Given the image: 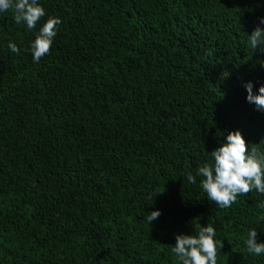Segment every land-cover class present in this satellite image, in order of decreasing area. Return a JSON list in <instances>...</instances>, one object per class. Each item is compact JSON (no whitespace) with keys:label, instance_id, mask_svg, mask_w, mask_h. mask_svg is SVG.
Returning a JSON list of instances; mask_svg holds the SVG:
<instances>
[{"label":"trees","instance_id":"1","mask_svg":"<svg viewBox=\"0 0 264 264\" xmlns=\"http://www.w3.org/2000/svg\"><path fill=\"white\" fill-rule=\"evenodd\" d=\"M39 3L34 30L0 12V264H181L175 236L210 223L217 264H264L245 244L252 229L264 243V194L220 209L187 180L230 132L264 154L245 87L264 86L249 40L264 0Z\"/></svg>","mask_w":264,"mask_h":264},{"label":"clouds","instance_id":"2","mask_svg":"<svg viewBox=\"0 0 264 264\" xmlns=\"http://www.w3.org/2000/svg\"><path fill=\"white\" fill-rule=\"evenodd\" d=\"M14 10V20L17 24L24 23L27 29L34 30L43 17L45 9L39 0H0V12ZM62 23L60 18L49 17L40 27L31 45L33 62L37 63L50 53L53 40L57 35V26ZM259 24H264L261 18ZM251 47L264 53V28L259 25L249 36ZM8 48L13 53H19L15 43H9ZM247 101L256 105L258 110H264V86L259 88V94H253L251 82L245 85ZM212 162L200 166L196 175L187 174V180L195 184L196 176L202 177L201 187L207 199L220 209L230 208L237 202V197L247 195L256 190L264 194V154L257 145L249 147L240 131L230 132L226 142L211 152ZM161 215L153 211L146 217L152 225ZM216 229L210 223L207 227L200 226L194 235L177 234L172 252L181 264H217V243L223 247V242L214 239ZM258 233L252 229L247 233L245 241L248 253L260 256L264 254V243L257 242Z\"/></svg>","mask_w":264,"mask_h":264}]
</instances>
